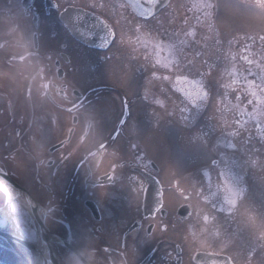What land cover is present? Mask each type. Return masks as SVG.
<instances>
[{
    "label": "flooded vegetation",
    "instance_id": "af4514ba",
    "mask_svg": "<svg viewBox=\"0 0 264 264\" xmlns=\"http://www.w3.org/2000/svg\"><path fill=\"white\" fill-rule=\"evenodd\" d=\"M156 16L125 0H0V208L14 199L0 222L33 203L74 248L52 244L60 264H264L254 230L239 238L237 161L170 173L137 125L207 100L204 44L160 39L143 26Z\"/></svg>",
    "mask_w": 264,
    "mask_h": 264
},
{
    "label": "rangeland",
    "instance_id": "374dc122",
    "mask_svg": "<svg viewBox=\"0 0 264 264\" xmlns=\"http://www.w3.org/2000/svg\"><path fill=\"white\" fill-rule=\"evenodd\" d=\"M209 1L213 4V19L211 16L209 18L208 15H203L202 21L211 22V25L203 27L200 36L189 34L192 35L191 39H187L186 30L184 31V22H187L184 18L189 10L188 3L191 5V2H195L193 5L196 6L199 0H170L167 7L161 10L148 26L143 25L154 28L153 31L163 40L169 39L172 42L178 38L191 42L200 41L201 47L204 44L201 58L205 59L207 64L201 70L206 73L204 82L206 89L209 90L206 104L199 110L192 107L185 120L176 117L174 112L175 109L178 110L176 106L165 105L159 108L158 116L143 115V118L137 121V125L143 133H147L152 138L158 158L166 162L168 169L170 166L168 170L170 173L181 171L187 166L197 173L200 167H203L201 165L203 161L219 159L220 164L228 162L230 166L232 160L237 161L241 166L240 168L236 164L239 172L244 176L243 185L246 189L243 192L245 196L237 208L239 231L245 233L240 232L239 238L246 241L247 235L251 234L249 231L254 230V245H257L264 243V220L258 216L261 213L259 210L264 208V145H259L252 138H246L244 133L231 129L232 122L236 119V116H233L237 113L236 103L243 104L245 98L224 91L219 77L224 70L223 57L231 52L230 49L237 52L245 47L264 48V39H261L264 37V5L261 4L264 0ZM200 7L202 8V4ZM187 63V59L183 57L176 62V64ZM78 74L84 79L91 77L86 71ZM103 77L107 78L106 75ZM144 142L147 143L146 139ZM221 169L213 168V171L219 173ZM46 182L47 179L42 173V183ZM36 186L38 191L45 194L42 185ZM45 198L50 197L45 194ZM13 219L19 229L23 230V217ZM250 252L251 250L249 255ZM247 253V250L239 247L238 259L241 261ZM67 254V251L62 252V260L69 259ZM254 256L257 259L259 253L256 251ZM67 263L71 264L69 260ZM0 264L5 263L0 261Z\"/></svg>",
    "mask_w": 264,
    "mask_h": 264
},
{
    "label": "trees",
    "instance_id": "16d2710c",
    "mask_svg": "<svg viewBox=\"0 0 264 264\" xmlns=\"http://www.w3.org/2000/svg\"><path fill=\"white\" fill-rule=\"evenodd\" d=\"M194 3L191 2L193 7L188 3L187 22L184 27L187 39H191L189 34L200 36L201 29L211 25V22L202 21L203 15L212 18L210 1L199 0L196 6ZM230 51L223 57L224 70L219 77L222 88L226 91H238L245 98L244 104L236 106L238 114L233 129L244 133L246 138H252L257 144H264V48L255 46L240 48L237 52L233 49Z\"/></svg>",
    "mask_w": 264,
    "mask_h": 264
},
{
    "label": "water",
    "instance_id": "95a60500",
    "mask_svg": "<svg viewBox=\"0 0 264 264\" xmlns=\"http://www.w3.org/2000/svg\"><path fill=\"white\" fill-rule=\"evenodd\" d=\"M133 4L136 5L137 7L135 8L137 12L140 15L143 16H148L152 13H155L158 11L160 8H162L164 5L167 4L169 0H142L141 2H137L133 0ZM36 217V216H35ZM37 219L38 222V230L42 239V249L36 248L20 238L11 236L6 233H0V239L5 240L6 242V248H8L11 252L19 256L25 264H35L31 262L29 259L26 258V256L20 251L24 250L27 251L28 253L32 252L33 255L36 258V264H56V261L53 257L52 251L49 247L48 244V239L45 238L46 236V230L44 229L42 223L40 222V219Z\"/></svg>",
    "mask_w": 264,
    "mask_h": 264
},
{
    "label": "bare ground",
    "instance_id": "6f19581e",
    "mask_svg": "<svg viewBox=\"0 0 264 264\" xmlns=\"http://www.w3.org/2000/svg\"><path fill=\"white\" fill-rule=\"evenodd\" d=\"M5 229V227H4ZM6 229L11 232V233H15L17 231V233L19 232V230H17L15 227H13V225L7 224ZM20 233V232H19ZM16 234V233H15Z\"/></svg>",
    "mask_w": 264,
    "mask_h": 264
},
{
    "label": "snow or ice",
    "instance_id": "6c2138e0",
    "mask_svg": "<svg viewBox=\"0 0 264 264\" xmlns=\"http://www.w3.org/2000/svg\"><path fill=\"white\" fill-rule=\"evenodd\" d=\"M261 4L264 5V2H261ZM261 39H264V37H262ZM232 203H235V201H232Z\"/></svg>",
    "mask_w": 264,
    "mask_h": 264
}]
</instances>
